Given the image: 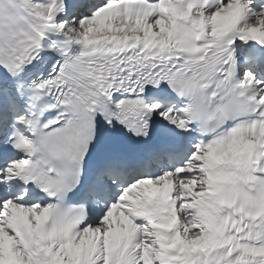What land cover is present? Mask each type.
I'll list each match as a JSON object with an SVG mask.
<instances>
[{
    "label": "snow or ice",
    "instance_id": "obj_1",
    "mask_svg": "<svg viewBox=\"0 0 264 264\" xmlns=\"http://www.w3.org/2000/svg\"><path fill=\"white\" fill-rule=\"evenodd\" d=\"M0 264H264V0H0Z\"/></svg>",
    "mask_w": 264,
    "mask_h": 264
}]
</instances>
